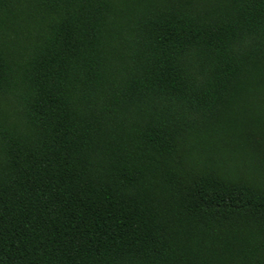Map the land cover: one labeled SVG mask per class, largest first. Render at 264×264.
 <instances>
[{
    "label": "trees",
    "instance_id": "trees-1",
    "mask_svg": "<svg viewBox=\"0 0 264 264\" xmlns=\"http://www.w3.org/2000/svg\"><path fill=\"white\" fill-rule=\"evenodd\" d=\"M0 264H264V0H0Z\"/></svg>",
    "mask_w": 264,
    "mask_h": 264
}]
</instances>
